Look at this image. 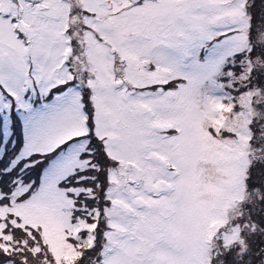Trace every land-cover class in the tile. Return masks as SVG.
<instances>
[{"label": "snow or ice", "instance_id": "6c2138e0", "mask_svg": "<svg viewBox=\"0 0 264 264\" xmlns=\"http://www.w3.org/2000/svg\"><path fill=\"white\" fill-rule=\"evenodd\" d=\"M0 264H264V0H0Z\"/></svg>", "mask_w": 264, "mask_h": 264}]
</instances>
